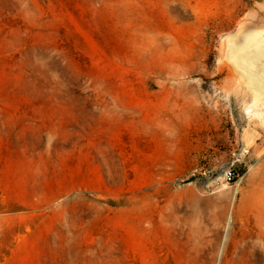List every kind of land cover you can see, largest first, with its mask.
Returning <instances> with one entry per match:
<instances>
[{"label":"rangeland","instance_id":"374dc122","mask_svg":"<svg viewBox=\"0 0 264 264\" xmlns=\"http://www.w3.org/2000/svg\"><path fill=\"white\" fill-rule=\"evenodd\" d=\"M217 1L0 0V264L148 257L134 193L200 237L221 221L215 264L260 242L226 230L237 212L264 228V99L238 100L226 39L264 34V0Z\"/></svg>","mask_w":264,"mask_h":264},{"label":"bare ground","instance_id":"6f19581e","mask_svg":"<svg viewBox=\"0 0 264 264\" xmlns=\"http://www.w3.org/2000/svg\"><path fill=\"white\" fill-rule=\"evenodd\" d=\"M194 1L196 14H200L201 9L206 6L207 12L215 13L217 9L223 15L222 1ZM226 40L229 43L228 54L232 56L233 63L238 69L239 78H245L248 84L246 88H240L238 100H244L250 95L255 101L264 99V34L254 30H246L244 26H241L235 36L229 34ZM235 74V69L227 66L226 71L217 75L222 77L216 82L217 88L228 91L234 81ZM251 108L250 106L247 107V111L250 113H252ZM258 115L260 116V114ZM262 174L261 186L264 189V171ZM220 189L221 194H227L226 185L220 186ZM237 193L236 190L235 196ZM259 200L263 209L260 210L258 217L264 221V192ZM130 210L134 220V238L141 237L142 246L148 255V257L144 256L141 259L134 255L132 264H195L199 261L205 264H215L216 246L222 233L221 221L212 228L213 237L207 238L196 235L193 224L176 216L174 211L167 214L163 211L154 210L153 216L148 217L145 212L144 198L136 193L132 195ZM232 222L236 237H256L260 242L248 244L245 247L237 245L233 251H226L224 255L220 250L216 264H264V228L262 224L254 223L250 227L248 224L251 222L238 212L234 216L229 215L226 230ZM163 234L168 237L170 235L171 241H168ZM151 257L155 259V262L151 260ZM116 264H121L119 252L116 256Z\"/></svg>","mask_w":264,"mask_h":264},{"label":"built area","instance_id":"2783aa9c","mask_svg":"<svg viewBox=\"0 0 264 264\" xmlns=\"http://www.w3.org/2000/svg\"><path fill=\"white\" fill-rule=\"evenodd\" d=\"M236 176V173L231 169L226 172L227 181H234L236 179Z\"/></svg>","mask_w":264,"mask_h":264}]
</instances>
